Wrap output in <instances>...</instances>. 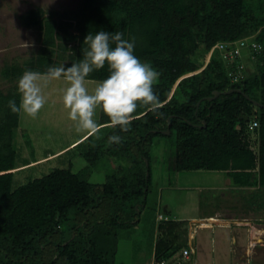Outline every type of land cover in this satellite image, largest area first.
Here are the masks:
<instances>
[{"label": "trees", "instance_id": "obj_1", "mask_svg": "<svg viewBox=\"0 0 264 264\" xmlns=\"http://www.w3.org/2000/svg\"><path fill=\"white\" fill-rule=\"evenodd\" d=\"M21 20L39 29L42 45L0 71L12 82L0 88V264H115L119 229L140 220L153 179L152 146L167 128L176 135V170H223L235 189L255 188L245 206L264 207V0H80L58 17L32 8ZM100 31L134 40V55L160 73L153 90L163 106L138 108L128 132L111 127L101 108L99 134L35 164L20 160V113L8 106L9 100L20 104V77L80 62L86 36ZM245 37L262 46L247 48L254 71L247 72L242 57L227 61L218 49L211 54L218 42ZM109 74L105 65L86 79L103 81ZM215 90L222 92L206 98ZM254 119L259 124L251 127ZM112 135L121 143H109ZM73 150L87 160L79 170L72 158L43 169ZM104 158L115 165L104 182L91 181ZM187 223L159 222L155 260L189 246Z\"/></svg>", "mask_w": 264, "mask_h": 264}, {"label": "rangeland", "instance_id": "obj_2", "mask_svg": "<svg viewBox=\"0 0 264 264\" xmlns=\"http://www.w3.org/2000/svg\"><path fill=\"white\" fill-rule=\"evenodd\" d=\"M79 3L80 0H0V70L5 63L26 60L36 54L42 45L39 29L25 26L22 14L35 8L42 10L44 15L54 13L58 17L62 12L76 8ZM242 61L247 72L255 70L247 48L243 49ZM100 82L86 79V87L92 93ZM8 85L0 72V88L5 90ZM67 87L63 77L50 81L43 89L47 102L39 115L33 119L21 113L16 137L20 160L44 157L48 152H56L86 134L76 131L74 122L69 119L68 109L64 107L63 94ZM100 117L101 108H97L95 119L98 124ZM175 145L176 135L156 136L152 146L153 179L150 191L142 206L139 222L119 229L115 264H152L159 236L158 225L165 218L187 219L189 241L197 224L201 225L197 226L194 237L196 251L182 264H202L206 261L207 264H264V207L245 206V197L255 188L235 189L223 170H176L172 156ZM76 152L73 150L58 160L47 162L43 169L66 164L72 158L74 169L79 170L87 160ZM109 159L104 158L93 169L89 175L91 181L101 183L106 180L108 168L115 165V161ZM211 215L227 219L220 217L211 221L210 225H202L200 219ZM182 253L183 250L178 251L173 258Z\"/></svg>", "mask_w": 264, "mask_h": 264}, {"label": "clouds", "instance_id": "obj_3", "mask_svg": "<svg viewBox=\"0 0 264 264\" xmlns=\"http://www.w3.org/2000/svg\"><path fill=\"white\" fill-rule=\"evenodd\" d=\"M122 37L120 32L89 33L84 41L88 47L83 49L80 62L67 68L64 65L50 67L44 76L26 70L18 81L20 104L9 100V108L13 113L23 112L35 119L47 102L43 89L50 81L63 77L68 84L63 104L77 132L91 136L100 131L102 125L95 119L97 108H102L110 118L111 127L130 131L132 122L139 119L138 108L157 112L163 105L153 90L160 73L134 55V40L130 42ZM25 46L29 47L27 43ZM105 65L109 76L90 93L86 78L93 71L104 69ZM121 139L119 135H112L109 143L119 144Z\"/></svg>", "mask_w": 264, "mask_h": 264}, {"label": "built area", "instance_id": "obj_4", "mask_svg": "<svg viewBox=\"0 0 264 264\" xmlns=\"http://www.w3.org/2000/svg\"><path fill=\"white\" fill-rule=\"evenodd\" d=\"M261 47H262L261 44L256 42L252 37H245L234 41H220L212 48L211 54L215 49H218L221 51L224 59H226L227 61H231L236 57H242V52L244 48H249V49L253 48L259 50L261 49ZM258 124H259L258 120L254 119L251 123V127L257 126ZM212 216H215L217 219H220V216L218 215H212ZM208 218L209 217H204L202 219L209 220ZM197 226H201V225L197 224ZM197 226L195 228V231L192 232V238L195 237ZM195 251H196V247L192 245L191 242H189V246L183 249V253L181 256L177 258H173L174 257L173 256L171 258L163 257L157 260L154 259L152 264H182L184 259L191 257V255L194 254Z\"/></svg>", "mask_w": 264, "mask_h": 264}, {"label": "crops", "instance_id": "obj_5", "mask_svg": "<svg viewBox=\"0 0 264 264\" xmlns=\"http://www.w3.org/2000/svg\"><path fill=\"white\" fill-rule=\"evenodd\" d=\"M35 55V54H34ZM34 55H31V57L32 56H34ZM30 58V57H29ZM28 59V58H27ZM23 62V61H22ZM6 64V63H5ZM4 64V65H5ZM3 65V66H4ZM1 71V70H0ZM41 74H46V73H41ZM5 79V78H4ZM5 80H7V79H5ZM8 82H9V85H8V87L9 86H11V84H12V82L11 81H9V80H7ZM8 87H7V89H8ZM7 89H5V91L7 90ZM4 90V89H3ZM21 113L22 112H20V121H21ZM19 129V128H18ZM87 135V133L84 135V136H82L81 138H79V140H76V141H74V142H72V143H70L69 145H67V146H65V147H63V148H61L60 150H58V151H56V152H48V154L46 155V156H44V157H40V158H34L33 160H31V163L30 164H35V163H38V162H40V161H43V159L44 160H47V159H49V158H52L53 156H55V155H57L58 153H60L61 151H63V150H65L66 148H68V147H70L71 145H73L74 143H76V142H78V141H80L81 139H83V137H85ZM76 145V144H75ZM62 153V152H61ZM46 158V159H45ZM230 179V178H229ZM230 182H231V180H230ZM220 215V214H219ZM212 216V215H211ZM222 219H224V220H226L227 219V217H225V216H220ZM215 221V220H214ZM202 223V222H201ZM206 224V223H205ZM205 224H203L204 226H207V224L205 225ZM209 225H210V223H208ZM222 227H228L227 225H223ZM233 239H234V237H233ZM189 242H191L192 243V245H194L195 247H196V245H195V242H194V238H192V233H191V235H190V241ZM207 262L208 261H206L205 263H202V264H207ZM195 264H201V263H195Z\"/></svg>", "mask_w": 264, "mask_h": 264}, {"label": "water", "instance_id": "obj_6", "mask_svg": "<svg viewBox=\"0 0 264 264\" xmlns=\"http://www.w3.org/2000/svg\"><path fill=\"white\" fill-rule=\"evenodd\" d=\"M234 90H235L234 88H231V89L225 90L224 92L229 93V92H232V91H234ZM237 90H240V89L237 88ZM221 92H222V91H220V90H215L214 93H213V95L208 96V97H206V98H208V99H210V100H211V99H214V98L217 97ZM245 95H246L248 98L252 99V101H253L256 105H259V106H262V105H263V104H262L261 102H259L258 100H255V99L251 98L248 94L245 93ZM164 133L169 134V133H170V128H167L166 130H164Z\"/></svg>", "mask_w": 264, "mask_h": 264}, {"label": "bare ground", "instance_id": "obj_7", "mask_svg": "<svg viewBox=\"0 0 264 264\" xmlns=\"http://www.w3.org/2000/svg\"><path fill=\"white\" fill-rule=\"evenodd\" d=\"M209 218V221H207V220H205V219H201V222H202V224H207V225H209L208 223H210L211 221H214V220H218L215 216H208ZM205 224V225H206Z\"/></svg>", "mask_w": 264, "mask_h": 264}]
</instances>
